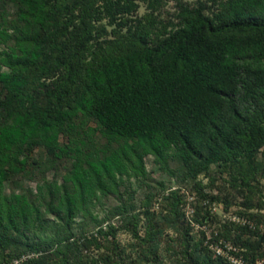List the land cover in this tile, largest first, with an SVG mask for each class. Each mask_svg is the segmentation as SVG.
Instances as JSON below:
<instances>
[{"label":"trees","instance_id":"1","mask_svg":"<svg viewBox=\"0 0 264 264\" xmlns=\"http://www.w3.org/2000/svg\"><path fill=\"white\" fill-rule=\"evenodd\" d=\"M13 1L18 11L9 17L7 0H0V46L8 47L0 52V90L11 95L0 98V230L33 220L35 207L19 194L6 195L3 182L23 171L26 155L39 146L58 158L75 157L66 177L71 190L58 197L57 210L72 219L79 203L106 193L107 181L128 171L131 156L142 162L153 155L164 166L175 148L197 174L264 145L258 124L264 114V0H227L215 16L183 6L175 30L135 31L140 48L102 54L85 69L81 89L61 92L50 106L36 102L27 73L43 55L39 29L53 25L60 8L54 0ZM80 116L93 119L94 130L118 147L99 155L85 154L70 137L62 143Z\"/></svg>","mask_w":264,"mask_h":264},{"label":"rangeland","instance_id":"2","mask_svg":"<svg viewBox=\"0 0 264 264\" xmlns=\"http://www.w3.org/2000/svg\"><path fill=\"white\" fill-rule=\"evenodd\" d=\"M226 1L54 0L60 12L47 30L39 29L43 55L27 73L36 102L50 106L61 92L80 90L85 69L102 54L140 48L132 40L135 31L166 34L179 26L183 6L215 16ZM7 4L15 17L17 2ZM0 94L1 101L11 98ZM77 122L70 135H61L62 143L70 137L85 154L118 147L94 130L93 119ZM258 124L264 128V114ZM176 151L164 166L153 155L142 162L131 156L128 171L107 181L106 193L79 203L72 219L57 210L58 197L71 190L66 177L74 155L58 158L44 146L29 152L23 171L3 183L6 195L30 201L34 217L19 229L3 225L0 264L32 251L39 259L31 264H264V145L197 174Z\"/></svg>","mask_w":264,"mask_h":264},{"label":"built area","instance_id":"3","mask_svg":"<svg viewBox=\"0 0 264 264\" xmlns=\"http://www.w3.org/2000/svg\"><path fill=\"white\" fill-rule=\"evenodd\" d=\"M38 255H39L38 252H28V253L21 255L20 257L15 258L14 260L9 262L8 264H23V263L27 262L29 259L37 257Z\"/></svg>","mask_w":264,"mask_h":264}]
</instances>
